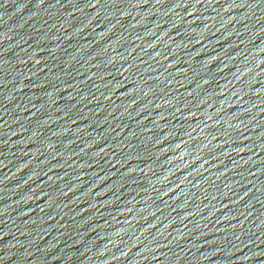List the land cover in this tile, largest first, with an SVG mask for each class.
I'll return each instance as SVG.
<instances>
[{
  "label": "water",
  "instance_id": "obj_1",
  "mask_svg": "<svg viewBox=\"0 0 264 264\" xmlns=\"http://www.w3.org/2000/svg\"><path fill=\"white\" fill-rule=\"evenodd\" d=\"M0 264H264V0H0Z\"/></svg>",
  "mask_w": 264,
  "mask_h": 264
},
{
  "label": "snow or ice",
  "instance_id": "obj_2",
  "mask_svg": "<svg viewBox=\"0 0 264 264\" xmlns=\"http://www.w3.org/2000/svg\"><path fill=\"white\" fill-rule=\"evenodd\" d=\"M41 2H43V0H41ZM96 3H99V0H96ZM92 6H95V5H92ZM37 63H38V61H37ZM123 255V254H122Z\"/></svg>",
  "mask_w": 264,
  "mask_h": 264
}]
</instances>
